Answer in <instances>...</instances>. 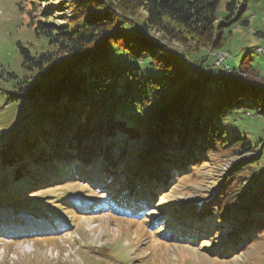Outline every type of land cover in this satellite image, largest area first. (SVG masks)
Masks as SVG:
<instances>
[{"label":"trees","instance_id":"obj_1","mask_svg":"<svg viewBox=\"0 0 264 264\" xmlns=\"http://www.w3.org/2000/svg\"><path fill=\"white\" fill-rule=\"evenodd\" d=\"M221 2L71 0L62 24L39 12L33 23L37 43L19 46L21 74L11 71L2 77L8 86L0 80L3 103L24 113L17 136L0 141V202L24 203L25 198L15 199L58 180L74 160L108 176L110 185L121 183L122 172L129 193L141 182L158 194L180 175L193 176L207 161L242 156L225 175L213 205L192 219L229 237L237 246L233 254L261 240L264 55L258 48L264 30L256 31L262 43L230 48L233 27L250 26L244 15L248 4L226 0L221 17ZM221 51L229 55L218 64ZM167 96L162 118L169 144L144 160L146 173L140 176L146 131L141 118L149 105ZM64 118L70 126H63ZM53 126L63 134L54 140ZM181 140L183 148L178 147ZM35 175L37 182L32 181ZM252 188L258 195L251 215L232 216V205L247 202ZM106 212L115 217L128 209L115 204ZM180 231L187 233L183 227Z\"/></svg>","mask_w":264,"mask_h":264},{"label":"rangeland","instance_id":"obj_2","mask_svg":"<svg viewBox=\"0 0 264 264\" xmlns=\"http://www.w3.org/2000/svg\"><path fill=\"white\" fill-rule=\"evenodd\" d=\"M225 1L222 0L219 7L221 17L226 13ZM18 2L23 6H18ZM70 2L71 0H39L36 5H32V0H0V80L7 86L9 82L2 80V77H7L11 71L20 73L22 57L19 46L37 43L33 23L40 13L48 14V20L52 23L62 24L70 12ZM247 4L244 15L249 18L250 26L233 27L234 38L230 48H239L247 42L251 44V41L262 43L264 38L256 35L258 29L264 30V0H247ZM173 44L178 47L176 43ZM261 72L264 74V58ZM170 97L158 99L149 105L141 118L146 129L143 133L145 154L140 156L142 163L152 153L147 152L146 155V151L154 149V152H160L169 144L168 139L166 141L163 137L165 119L163 120L162 113L169 106ZM3 100L0 96V106L3 107L0 108V135L4 136L7 132L9 134L0 141H8L17 136L24 113L16 114L14 105H6ZM61 122L63 126H70L66 118ZM229 123L236 124L232 120ZM248 124L249 121L246 122ZM51 129V133L56 134L52 140L57 135H63L62 132L56 133L54 126ZM168 132L172 136V129ZM182 142L183 140L178 147L183 148ZM242 158L230 156L207 161L192 173L193 176L186 178L180 175L174 185L162 188L158 194L141 185L139 198L132 197L133 200H129L124 196V200L128 202L122 205L132 210V216H125L126 218L119 215L113 217L102 212L100 207L93 208L99 203H119L120 196L123 197L122 190L112 185L108 187V176L101 177L94 168L90 169L82 163L79 165L74 160L75 167L63 169V176L50 182L51 187L48 183L45 187L31 188L27 195L15 199L25 198L37 210L28 206L26 210L15 214L17 218H6L13 205L6 207L0 202V221L4 218V223L12 225L8 228L0 225V264H264V236L233 254L225 248L224 242L215 241L221 234L212 233L211 229L192 219V216H200L206 212L200 211L198 203L201 202L206 208L213 205L219 186L227 179L225 175ZM78 167L79 171H74ZM141 170L144 175L146 165ZM38 179V175L32 177L33 182ZM3 180L0 170V184ZM13 186L20 187V184ZM256 191L252 188L246 197L247 202L232 205V216H241L243 212L247 216L251 215L252 202L257 201ZM105 192L108 196L100 199ZM162 192L165 195H161ZM41 209H45L44 212ZM257 211L262 214L263 209ZM22 214L29 217L18 216ZM184 214L192 215L185 219ZM244 222L247 223L246 219ZM54 224L61 227L52 231L50 228ZM182 227L188 230L189 236L182 234ZM20 231L28 233H13ZM217 243L222 245L218 246Z\"/></svg>","mask_w":264,"mask_h":264},{"label":"built area","instance_id":"obj_3","mask_svg":"<svg viewBox=\"0 0 264 264\" xmlns=\"http://www.w3.org/2000/svg\"><path fill=\"white\" fill-rule=\"evenodd\" d=\"M259 49H260V51H263V55H264V48H259ZM217 58H218L217 59V63L221 64V63H223V62H225L227 60L228 54L225 53V54H223L221 56H217Z\"/></svg>","mask_w":264,"mask_h":264},{"label":"bare ground","instance_id":"obj_4","mask_svg":"<svg viewBox=\"0 0 264 264\" xmlns=\"http://www.w3.org/2000/svg\"><path fill=\"white\" fill-rule=\"evenodd\" d=\"M144 30V29H143ZM159 37V36H158ZM259 48H264V45L263 46H260ZM258 48V50L260 51V49ZM261 53H263V51H260ZM223 54H225L224 52H220L219 53V55H217V56H221V55H223ZM230 168V167H229Z\"/></svg>","mask_w":264,"mask_h":264}]
</instances>
